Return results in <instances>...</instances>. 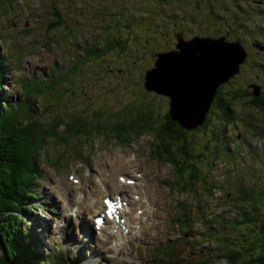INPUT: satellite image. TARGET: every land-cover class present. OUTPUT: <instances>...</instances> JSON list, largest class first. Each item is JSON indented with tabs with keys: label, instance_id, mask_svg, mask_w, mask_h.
<instances>
[{
	"label": "rangeland",
	"instance_id": "rangeland-1",
	"mask_svg": "<svg viewBox=\"0 0 264 264\" xmlns=\"http://www.w3.org/2000/svg\"><path fill=\"white\" fill-rule=\"evenodd\" d=\"M197 1L200 3L199 8H202L198 12L195 11ZM147 2L148 0H74L70 3L68 0H0V57L4 60L1 70L5 72L6 79L5 84L1 79L4 88H0V107L4 106L2 100L15 102L20 98L21 93L9 95L12 89L16 90V79L23 82L25 77L38 75L40 77L37 79H43L40 71L50 73L56 65L62 71H70L68 74L74 75L63 81L66 85L60 79V82L53 85L42 84V88L38 86L42 94L32 96L34 99L29 101L34 108L32 114L38 116L46 126L49 124L53 134L52 139L49 135L42 140L38 152L37 163L42 167L46 179L41 180V195L34 202L37 206L44 198H51L59 209L56 211L53 208L55 204L51 203L50 210L49 202L44 201L47 210L43 212H47L49 217L59 215L56 212L63 214V207L67 202L60 189H65L68 185L73 189V181L78 180L76 185L85 184L86 189L78 193L81 199L93 190H97L95 193L100 195L94 199L103 201L104 197L111 196L117 185L109 174L118 182L122 180V175L130 176L137 186L151 196V200H161L154 206H159V220L155 221V227H149L152 224L150 219L154 218L147 214V199H144V203L135 205L137 199L130 210L129 205L122 210L124 227L117 226L110 216V221L98 228V232L102 239L103 234H112L111 245L114 250H106V253L102 251V254L98 250L100 256L94 264H166L163 257L170 256L171 252L177 253L184 260L188 258L189 264H227L223 255L227 249L218 245L222 250L216 251V239H230L229 234L234 232L230 224L237 221L239 208L245 202L240 199V183H250L255 176L252 174V167H243L244 163L240 158L248 152L249 145L264 160V109L251 102L252 97L247 94L252 91L254 84H259L264 92V48H258L260 45L264 46V0H164L156 11L153 9L156 6L148 7ZM244 16H247V22L241 19ZM4 17L7 21L5 27ZM13 24L16 25V30ZM135 31H140L139 38L135 36ZM179 32L186 38H221L224 35L233 40L239 37L248 48L243 70L236 69L232 79L222 88L223 94L230 92L229 96H236L234 93L237 92L239 96L234 100V108L229 103L230 114L235 117L230 116L229 119L237 120L238 115L239 119L238 123L228 126L226 130V153L215 147L211 135L218 119L217 113L212 115V122L207 125L206 133L195 131L181 134L178 127L171 128L163 122L165 113H169L166 108L170 100L167 102L166 97L153 91L154 94L148 96V99L157 106L155 112L159 118L157 117L156 125L133 124L130 125L131 131L124 133L122 123L140 119L143 113V106L135 111L129 107L137 100L139 91L144 94L147 92L141 87L144 85L146 71L153 64L152 59H156L158 52L174 48V35ZM109 35L117 36L120 45L129 46L127 57L104 52L100 57L103 62L96 58L88 60L83 54L85 45ZM246 35L257 36L260 41H252ZM10 43H16L19 50L31 43L33 48L28 52L24 50L15 57L18 52L9 47ZM131 57L135 60L134 68L130 67L131 61L128 62ZM8 58L9 62L22 70L18 72L13 66L10 67L6 60ZM101 65H107L108 68L105 69L112 70H102L101 73ZM128 71H131L130 75ZM60 119L66 121L65 125L59 122ZM83 128L89 132L85 134L91 140L89 143L87 139H78ZM166 130H172L179 137V142L185 138L186 142L191 140L192 148L190 150L189 146L185 152L191 153L194 158L176 157L172 152H166L167 148L175 147L171 140L166 139ZM117 131L127 141L103 135H114ZM65 140L71 141L61 145ZM159 150L165 153L164 156L167 154L170 161H165L157 153ZM127 160L128 163L124 165ZM261 160L251 162L253 167L261 165ZM133 166L139 167L146 174L141 177L140 172H129V168ZM195 176L203 177V181L197 180L194 185H190L188 191L181 189L183 182L190 183ZM85 178L88 179V185ZM252 180L257 184L259 179L255 177ZM99 183L103 188H96ZM256 198L264 199L260 195H256ZM250 203L245 202L247 206ZM99 206L102 211L98 216L106 220L108 214L103 212L101 204ZM247 206L245 209H249ZM92 208L99 211L94 205ZM76 209L75 207L71 213H77ZM260 209L264 214V209ZM36 211L34 210V218ZM90 213L91 210L84 213L85 219L93 223ZM55 221L52 218V223ZM238 223L239 226L242 222ZM46 226L44 240L49 238L50 244L60 242L62 233H57V227L48 223ZM31 231L27 227V236ZM49 231L55 233L48 235ZM238 234L234 236V240H230L231 245H227L235 247L232 250L244 247L241 243V230ZM143 237L150 242L143 241ZM67 242L69 240L63 243V247L67 248ZM74 244L76 246L75 242ZM166 246L170 247V251ZM52 247L54 246H49L48 249ZM258 248V252H261V247H257L254 252ZM86 249L88 253L85 254L88 256L89 247L86 246ZM54 250L57 251L55 247ZM66 251L74 257L75 264H78V255L70 250ZM2 254L0 249V264L3 262ZM159 260L161 263H158Z\"/></svg>",
	"mask_w": 264,
	"mask_h": 264
},
{
	"label": "trees",
	"instance_id": "trees-1",
	"mask_svg": "<svg viewBox=\"0 0 264 264\" xmlns=\"http://www.w3.org/2000/svg\"><path fill=\"white\" fill-rule=\"evenodd\" d=\"M2 2L7 4L6 1ZM196 4L197 9L195 11L198 12L202 10V8H199L200 3L198 1ZM241 19L246 22L248 21L247 16H244ZM123 35L125 34L123 33ZM135 36L139 38L140 31H135ZM119 41L120 39H118L117 36H112L103 46L98 43V41L90 45L86 44L83 54H85L88 60L96 58L102 61L100 57L101 53L104 52L121 55L126 58L127 52H130L129 46L127 44L120 45ZM116 45H118L119 48H117ZM148 54H150V51ZM129 61L132 63L130 67L134 68L135 60H133V57L129 58L128 62ZM105 67H107V65H101V73L103 72L102 70L105 72L112 70L111 68L105 69ZM128 74L130 75L131 71H128ZM2 77L3 75L0 70V88L3 87L1 85L3 82ZM25 81L27 82L26 86H24L25 88L23 92V96L25 97L17 99L15 106L10 105L7 106V109L4 111H0V249L3 251L2 264H51V262L46 261L47 259H44L45 255L43 254H38L36 251L28 253L22 241L18 238L19 231L16 228V224L20 219V216L16 214V212L22 205L20 203L24 192L29 193L31 198L38 195L34 192V187H36V183L34 181L41 179L42 176L39 173L40 171L37 168L38 163H36L35 160L38 157L42 140L49 135L51 137L53 136L50 125L48 124L46 126V124L43 123L38 116L32 114L34 108L29 102L31 99H34L32 96L38 94H34L35 91L33 90L38 89V87L35 86H40V82L37 80ZM44 82L54 83L55 81L48 78V80ZM223 87L224 86L219 89V94L215 99L206 123L195 131L198 133H206L207 124L212 122V115L217 113L218 119L214 125L215 127L211 131L213 143L220 151L221 149L227 151V148L224 147V144H226L227 141L226 128L234 122L229 119L231 116L230 104L232 105V108L235 107L234 100L238 99L236 98L238 95L237 92L234 93L236 96H229L228 93L230 92L223 94ZM141 89L139 88V90ZM19 92H21L20 88L15 90V92L13 91L12 94H18ZM260 92L261 93L259 95H256L255 91L252 89V91L247 92V94L249 97H252L251 101L256 103L258 108L264 109V92L262 90H260ZM141 96L143 97L140 98ZM148 96L150 95L144 96V94H141L139 91L137 100H134L129 108L135 111L138 110L140 106H143V113L141 114V117H139L140 119L131 122L127 120L122 123L124 126V133L131 131L130 125L133 124L141 125L142 123L147 122L150 126L156 125L157 117L159 118V115L155 112V108L157 106L151 104L153 102L148 99ZM55 118L56 116L52 119ZM164 118L166 122H169V126H174L175 124L178 125L176 122L171 121L169 113H165ZM59 122L65 125L66 121L64 119H60ZM83 129L84 131L79 134L78 139H83L85 134L89 133L85 130V128ZM179 131L181 134L188 132L182 128ZM195 131L193 130L192 132ZM164 134H166L171 141L177 144V151L179 153L180 151L182 152L180 155H184L186 158H194V155L185 152L189 146L191 150V145L193 144L191 140L187 143L185 138L179 142V137L173 134L172 130H166ZM117 136L119 139H124L119 132ZM177 138L178 141H176ZM67 141L69 143L71 140H65L64 142ZM182 146L184 151H182ZM260 189L261 188H258L256 191L259 192ZM5 218L8 220H4ZM251 244L252 245L249 246V244L245 242L243 245L244 247L238 248L237 250H232L231 247H228L227 252L224 255L226 262L228 264H264V245L261 246V249L263 250L261 251L262 258H260V253L254 252L256 247L255 243L252 242ZM168 260L169 261L166 264H184L174 257Z\"/></svg>",
	"mask_w": 264,
	"mask_h": 264
},
{
	"label": "water",
	"instance_id": "water-1",
	"mask_svg": "<svg viewBox=\"0 0 264 264\" xmlns=\"http://www.w3.org/2000/svg\"><path fill=\"white\" fill-rule=\"evenodd\" d=\"M178 38L177 49L158 54L146 73L145 86L168 96L172 119L193 129L204 123L219 86L240 70L247 51L239 40L225 37ZM161 65L166 69L162 84L152 75Z\"/></svg>",
	"mask_w": 264,
	"mask_h": 264
},
{
	"label": "bare ground",
	"instance_id": "bare-ground-1",
	"mask_svg": "<svg viewBox=\"0 0 264 264\" xmlns=\"http://www.w3.org/2000/svg\"><path fill=\"white\" fill-rule=\"evenodd\" d=\"M178 35H182V34L179 32ZM258 48L262 49L261 47H258ZM10 105L14 106L13 100H10V102L7 103V106H10ZM190 110H192V109H190ZM127 163H128V160L125 161L124 165L127 164ZM139 170H141V169L139 167H137V166H133V167L129 168V171H132V172L139 171ZM143 174H146V172H143ZM108 176L114 180V184H116L121 189V191H124V190L131 191L134 194L139 196L138 201L135 203V205L142 204L141 202L144 203L145 202L144 199H147V201L145 202V207H146V210H147V214L152 216V218H154V219H150L151 220L150 223H152V224L151 225L149 224V227L157 226V222H155V221L159 220V211H158L159 206L157 208H154V206L158 202H161V200L159 198H155V200L154 199L151 200V198H150L151 196H149L148 193L146 191L142 190L139 186H136V183L134 185H129V184L118 182L116 180V178L114 179L113 175L109 174ZM87 181H88V179L85 178V182L88 185ZM77 182H78V180L73 181V183H74L73 184V189H72L71 185H68V187H65V189H60L64 200L67 202L66 206L64 205V207H63L64 208L63 213L65 212V210H67L66 214L68 216H70L69 215L70 214L69 210H71V209L73 210L74 207L77 208L76 211H77L78 214H80L83 209H86L88 211L91 210L92 213H90V214H93L92 221H94V219H96V217H98V213L102 210V207L99 206V205L100 204L103 205V201L101 199H94L96 196H100V195H97L95 193L97 190L91 191V193H88V195L85 198H83V199H81V197H78L79 191L80 190H85L86 187H85V184H83V183H81L80 185H76L75 183H77ZM107 183L108 182H106V184ZM70 188H71V190H70ZM96 188L101 189V188H103V186L101 184H97ZM60 198H61V196H60ZM119 199L123 200L121 197H119ZM98 201L100 203L99 204H95V203H98ZM93 205L95 207L99 208L98 209L99 211H97L96 209L92 210ZM53 208L57 209L56 205ZM85 224L81 223V222H78V221L77 222L72 221L71 223L70 222L66 223L67 231H68L69 234H71L69 242H67L68 243L67 248H69V249L73 248L75 246V244L73 245V242H76L77 237H78V241L77 242L79 244H82L83 246L89 247V250H90L88 256L85 253L82 252L83 253L82 256L80 255L81 262H79V264H85L87 262L88 263L96 262L99 259L97 254L100 251L97 252L96 250H94V248H93V238L88 233L90 231H89V229L88 230L86 229V225ZM103 237H104V239H102L100 241V246L102 248H104L105 250H107L108 252L114 250V247L111 245L112 234H110V233L103 234ZM144 239L145 238L143 237L142 238L143 241L150 242V240H144Z\"/></svg>",
	"mask_w": 264,
	"mask_h": 264
},
{
	"label": "snow or ice",
	"instance_id": "snow-or-ice-1",
	"mask_svg": "<svg viewBox=\"0 0 264 264\" xmlns=\"http://www.w3.org/2000/svg\"><path fill=\"white\" fill-rule=\"evenodd\" d=\"M152 75H153L154 77L157 78V81H158L159 83L162 84V83L164 82L165 75H166V69H165V67H164L163 65H161V66L156 70V72H154ZM98 223H99V221H98Z\"/></svg>",
	"mask_w": 264,
	"mask_h": 264
}]
</instances>
